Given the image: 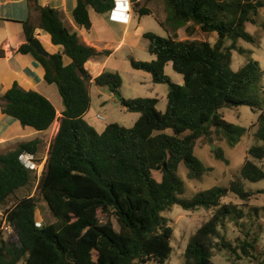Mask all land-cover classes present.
<instances>
[{
    "label": "trees",
    "instance_id": "1",
    "mask_svg": "<svg viewBox=\"0 0 264 264\" xmlns=\"http://www.w3.org/2000/svg\"><path fill=\"white\" fill-rule=\"evenodd\" d=\"M258 1L163 0L165 20L176 28L186 26L190 33L194 25L202 33L216 32L218 38L211 44L143 33L153 59L131 58L130 63L149 73L154 83L168 85L166 108L158 111L155 97H120L118 101L127 111L139 114L137 120L130 127L107 123L101 132L85 119L91 101L89 85L107 86L116 95L122 80L117 72L106 70L93 78L84 64L111 52L83 43L63 10L34 1L39 28L50 35L52 44L61 46L59 52L46 57L37 54L28 43L35 27L22 22L26 42L18 52L34 55L44 69V81L56 85L63 105L38 183L54 220L40 224L33 196L15 198L17 190L27 188L36 178L19 155L35 154L40 140L23 141L0 153V226L5 222L11 227L7 235L0 231V264H164L172 252L173 228L162 213L173 205L213 210L189 237L183 264H213V248L218 243L235 255L257 253V235L247 231L238 246H232L220 234L226 218L243 217L236 204H222V198L231 192L247 202L253 195L240 179L200 190L188 199L182 197L184 184L176 173L180 163L191 179L208 171L194 152L200 137L211 140L216 134L233 146L248 131L227 121L218 112L220 107L261 109L258 93L264 92V71L249 56L250 50L235 45L239 38L258 43L244 29L247 22H255ZM89 6L104 14L115 7V0H76L73 21L84 30L91 27ZM132 7L139 16L150 14L135 2ZM226 38L232 43L224 47ZM232 49L249 56L237 70L231 67ZM64 56L70 59L68 64H64ZM169 63L182 75V84L173 83L165 73ZM0 111L35 131L48 130L57 119L56 108L47 97L17 82L0 95ZM253 136L263 144L248 148L240 175L257 182L264 179V168L255 162L264 159V112L258 116ZM217 157L222 159L219 153ZM153 171L160 172L159 180Z\"/></svg>",
    "mask_w": 264,
    "mask_h": 264
},
{
    "label": "rangeland",
    "instance_id": "2",
    "mask_svg": "<svg viewBox=\"0 0 264 264\" xmlns=\"http://www.w3.org/2000/svg\"><path fill=\"white\" fill-rule=\"evenodd\" d=\"M263 1L260 0L257 5V13L254 16L255 22H247L244 28L258 43L249 42L241 38L235 41L237 48L251 51L249 56L259 63L262 71H264V30L262 28L264 24V7H261ZM133 2L137 3L138 7L148 8L150 14L139 16L133 10ZM126 4H124L126 9L124 12L125 15H127L130 6L133 17L129 25L130 32H134L135 29H137L140 35L128 39L125 45L116 48L107 59L104 69L110 72H117L120 75L122 80L119 89L121 97L126 99L155 97L158 99V103L156 104L157 110L164 112L167 103L166 95L168 92V85L165 83H154L149 73L132 68L130 63L131 58L140 61H150L153 59V56L150 55L147 50L148 40L142 37L143 33L152 32L162 37L172 36L180 40H206L211 44L215 43L218 35L216 32L202 33L199 28L194 25H191L192 31L190 33L187 32L186 26L176 28L172 22L165 20L166 12L163 0H129V4L128 2ZM118 5L117 8L105 14H98L96 12V14H94L92 12L94 31L99 33L98 35L103 36L101 45L108 44L111 50L119 41L122 29L120 27H113L112 25L110 26L112 29H105L101 25V20L108 22L109 18L112 22H123V20L117 16L118 12L123 11L121 9L123 3H119ZM117 26H119V24H117ZM231 43L232 40L226 38L224 47H227ZM249 56L238 52L236 49H232V69L237 70L244 65ZM164 70L173 83H183L182 75L173 71L170 63L165 66ZM96 71L97 69L94 70V72ZM261 84L264 88V73L261 78ZM54 88L56 91L55 97L52 96V94L50 100L56 109H60L63 107L61 97L57 87ZM89 92L91 101L86 118L97 130L102 129L106 123L112 122L130 127L139 116L138 113L127 111L119 103L116 95H111V91L107 86L98 87L94 84H90ZM258 98L261 101V109L252 110L245 105L237 107L222 106L218 109V112L221 113L227 121L248 129L233 146L227 145L225 141L216 134L212 135L211 140L204 137H200L196 140L194 152L203 165L208 168V171L200 178L191 179L188 177V169L183 163H180L176 173L184 184V194L182 197L188 199L200 190L214 186H227L230 181L234 179H240L244 189L253 192V195L247 202H243L231 192L222 198V204H236L243 212V217L242 219L232 218L231 216L226 218L224 225L221 226L220 234L225 240L231 242L232 246H238L239 241L243 240L247 231L251 232L252 235H257L259 244L257 253L251 256L235 255L227 249H222L218 243L213 248V255L211 257L213 264H264V179L251 182L244 180L240 175V168L247 158L248 148L263 144L253 136V132L257 128L258 116L261 112H264V92L262 90L259 91ZM97 114L102 115L103 120L98 119L96 117ZM59 116L60 115H58V118ZM58 118L48 131L40 132L33 130V132H35L33 137L41 141V145L39 146L41 154L39 152L38 156H40L42 160H44L47 155V143L52 141L54 137L55 126H57L59 122ZM16 147L15 145L4 147L0 149V153L7 152ZM217 153L221 154L223 160L217 157ZM255 162L264 168V159L261 161L255 160ZM40 168L41 167H39V169ZM44 170L45 167L42 173ZM152 175L157 180L161 177L159 171H153ZM38 183L39 180L35 178L33 183L27 188L17 190L15 198L33 196L36 199L38 220L40 224H46L54 219L47 203L40 194ZM212 213V209H206L205 207H199L195 210H185L179 205H173L169 211L162 213L167 224L173 228V236L171 238L172 252L170 258L164 264H183V252L189 237L201 226V224L210 218ZM0 231L7 235L11 232V227L8 226L7 223L2 222ZM217 241L219 242V240Z\"/></svg>",
    "mask_w": 264,
    "mask_h": 264
},
{
    "label": "crops",
    "instance_id": "3",
    "mask_svg": "<svg viewBox=\"0 0 264 264\" xmlns=\"http://www.w3.org/2000/svg\"><path fill=\"white\" fill-rule=\"evenodd\" d=\"M125 1L127 3V0H118V4L123 3V7L121 8L123 11L118 12L117 16L122 19L123 22H112L109 18L108 22L101 20V25L105 29H112V27H110L111 25L122 29L121 37L112 50L108 44L101 45V39L103 36L98 35L99 33L94 31L92 12L94 14L97 12L95 13L92 7H88L91 27L89 30H84L77 26L73 21L72 11L76 6V0H37V3L42 7L49 6L63 10L68 24L73 31L77 33L83 43L94 47L97 51L109 50L111 52L107 57L91 58L84 64L85 68L94 78L105 70V63L116 48L121 45H125L128 42V39L133 38L134 36L138 37L140 35L139 30L137 29H135L134 32H130L129 25L131 24L133 17L130 11V6L127 11V15H125ZM118 4L117 7L119 6ZM24 21H28L35 27L33 33L34 37L38 38L48 54H54L61 50V46L52 44L50 35L39 28L38 10L32 8V5H30L27 0H0V95H2L4 91L7 90L14 82H17L21 87L36 90L50 100L52 98V94V96L55 97L56 91L54 87H56V85L47 84L44 81V69L32 53L18 52V48L26 42L22 25V22ZM117 24H119V26H117ZM63 61L64 64H68L70 59L64 56ZM96 69L97 71L94 72ZM111 95H114V93L111 92ZM62 109L63 107L56 109L57 118L58 115H61ZM86 115L87 113L85 114V119L87 120ZM58 126L59 122L57 126H55V134L58 130ZM104 127L100 130H97L95 127L94 128L98 132H101ZM34 134L35 132H33V129L21 127V125L14 118H11L0 111V149L14 145L16 147L20 142L35 139L36 137H33ZM51 142L52 141L47 143V155L44 160L38 156L40 152L39 147L37 152L34 154L37 162L39 163V167H46ZM40 145L41 141L39 146ZM13 149L15 148L10 150Z\"/></svg>",
    "mask_w": 264,
    "mask_h": 264
},
{
    "label": "built area",
    "instance_id": "4",
    "mask_svg": "<svg viewBox=\"0 0 264 264\" xmlns=\"http://www.w3.org/2000/svg\"><path fill=\"white\" fill-rule=\"evenodd\" d=\"M127 2H129V0H127ZM117 4H118V0H115V7L113 9L117 8ZM96 117L98 119H102L103 120V116L100 115V114H97ZM19 160L23 164V166L25 168H27L28 170L32 171L35 174L36 179L39 180V178L41 176V173H42L44 168L41 167L39 169V163L37 162L34 154H31V153H28V152H23V153H21L19 155ZM7 229H9V228H7Z\"/></svg>",
    "mask_w": 264,
    "mask_h": 264
},
{
    "label": "water",
    "instance_id": "5",
    "mask_svg": "<svg viewBox=\"0 0 264 264\" xmlns=\"http://www.w3.org/2000/svg\"><path fill=\"white\" fill-rule=\"evenodd\" d=\"M27 1H28V3H29L30 5H33L35 0H27ZM258 3H259V1L257 2V5H258ZM28 43H29V45L35 50V52H36L37 54L42 55V56H45V57L48 55V53H47L46 50L43 48V46H42L41 42L38 40V38L33 37L32 39H30V40L28 41ZM120 97H121V95H120L119 93H117V94H116V98L119 99Z\"/></svg>",
    "mask_w": 264,
    "mask_h": 264
}]
</instances>
